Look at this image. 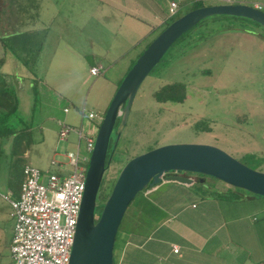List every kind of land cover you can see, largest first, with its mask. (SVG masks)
Segmentation results:
<instances>
[{
    "label": "rangeland",
    "instance_id": "1",
    "mask_svg": "<svg viewBox=\"0 0 264 264\" xmlns=\"http://www.w3.org/2000/svg\"><path fill=\"white\" fill-rule=\"evenodd\" d=\"M24 1L25 3H22L27 5H23V8L28 12L13 15L14 23L21 18L29 19L28 22L37 20L38 15L29 12L30 1ZM58 1L62 3L61 0ZM49 2V0L43 2L45 9L54 5ZM29 6L32 11L35 9V6ZM190 9L188 7L178 11L173 19L181 18L190 12ZM17 23L20 25L22 22ZM32 26L33 22L30 24V27ZM245 26L264 34L263 28L241 24L232 19L204 21L190 31L183 41L175 43L165 55L163 62L161 61L150 73L135 98L124 129L120 132L116 127L113 132L112 143L116 144L117 148L105 175L104 188L98 195L97 210L103 207L110 197L121 171L130 160L164 145L214 146L248 167L264 172V38L251 35V38L243 40L236 35L237 31L225 30L228 27ZM162 30L155 37L160 35ZM230 32L232 35L228 36ZM35 36L34 40H42L39 32ZM37 47L40 46L32 44L28 51L26 48L25 52L17 51L16 55L26 63L30 62L29 66L35 65L38 59L35 52ZM22 48L24 49V46ZM87 62L92 65V58H87ZM44 67L47 69L50 65H44L42 68ZM58 67L59 64L54 61L52 69L59 70L61 75L63 69ZM205 70L211 73L204 72ZM33 73L38 76H32ZM39 74L40 70L36 71L31 67L27 74L25 73V77L31 83L34 81V84H37L36 80L48 81L53 90L57 89L62 93L63 101L53 106L52 98H55V94L39 93L42 85L38 82L35 90L38 91V99L34 102L32 92L34 84L31 86V83H27V86L31 87L22 95L20 114L25 126L23 128L25 129L27 125L29 131L23 130L20 144L15 146L14 151L19 154L17 158L23 161L13 164V169L21 173L27 165H33L44 173L56 172L59 170L56 163H62L67 174L71 170L67 154L76 153L78 150L76 132L84 126L82 125L84 112L100 110L97 104L104 105L110 95V89L113 88L104 80L113 81L117 76L115 73V77L112 74L90 77L87 71L69 77H44ZM15 77L21 82L23 76L16 74ZM8 82L10 84L11 79H8ZM166 85L185 86L186 90L181 91L184 101L158 102L154 94ZM66 105L72 106L67 119H64L66 115L63 109ZM83 107L85 109L80 110ZM106 112L101 115L102 119L105 118ZM87 120L83 119L84 124ZM61 122L73 128L66 141L60 140ZM13 146V137L0 146L3 152L0 157V194L12 192L10 183H13V188H18L16 178H9L8 174ZM206 178L214 187H227L219 180ZM206 178L200 176L199 183L202 184ZM130 210L128 209L126 214H129ZM10 213L9 204L0 196V264L12 262L14 220ZM118 241L119 237L116 240L115 251L118 248ZM116 254L117 252L114 253L115 260Z\"/></svg>",
    "mask_w": 264,
    "mask_h": 264
},
{
    "label": "crops",
    "instance_id": "2",
    "mask_svg": "<svg viewBox=\"0 0 264 264\" xmlns=\"http://www.w3.org/2000/svg\"><path fill=\"white\" fill-rule=\"evenodd\" d=\"M29 1V12L38 15L37 20L28 22L29 19L21 18L14 23L13 15L28 12L23 8L27 4L24 0H0V74L10 79L16 74L23 76L21 82L16 81L20 110L22 95L34 84L25 77L31 67L40 70L39 76L44 77H69L82 71L91 77L92 68L103 67L102 77L107 74L115 77V73L117 77L113 81L104 80L113 87L110 95L104 105L97 104L98 112L89 111L100 118L133 63L174 18L170 16L172 2L178 4L179 12L197 2L205 6L228 4L227 0H61L62 3L49 0L54 5L45 9L42 5L45 0ZM235 4L264 11V0H237ZM29 5L35 9L32 11ZM18 21L22 23L19 25ZM38 32L41 41L33 39ZM237 33L243 40L252 37L245 32ZM5 44L15 46L16 52H25L26 48L28 51L32 44L39 45L35 50L37 62L27 65ZM89 57L92 65L87 62ZM54 61L59 64L58 69H63L61 75L59 70L52 69ZM48 64L49 68H42ZM38 82L42 85L39 93L55 94L53 106L63 101L62 93L53 90L48 81L36 80L34 89ZM32 92L35 102L37 97ZM71 106L64 107V119ZM83 119L82 116L83 127L92 132L94 124L100 121L87 120L84 124ZM56 165L64 171L62 163ZM188 176L200 181V176ZM206 180L199 186L163 181L144 192L124 217L115 264H264V197L237 192L228 185L214 187ZM175 248L179 253H175Z\"/></svg>",
    "mask_w": 264,
    "mask_h": 264
},
{
    "label": "water",
    "instance_id": "3",
    "mask_svg": "<svg viewBox=\"0 0 264 264\" xmlns=\"http://www.w3.org/2000/svg\"><path fill=\"white\" fill-rule=\"evenodd\" d=\"M216 15L247 18L264 28V11L257 7L245 4L206 6L177 19L141 54L114 95L99 128L87 172L70 264H115L116 240L129 207L149 186H157L163 181L199 186L200 183L188 175L211 177L230 187L264 197V172L248 167L214 146L170 144L130 160L101 212L97 210L98 195L108 170V151L118 119L123 115L119 128L122 132L135 98L150 73L182 36Z\"/></svg>",
    "mask_w": 264,
    "mask_h": 264
},
{
    "label": "built area",
    "instance_id": "4",
    "mask_svg": "<svg viewBox=\"0 0 264 264\" xmlns=\"http://www.w3.org/2000/svg\"><path fill=\"white\" fill-rule=\"evenodd\" d=\"M236 1L227 0L228 4H235ZM177 13L178 4L172 2L170 16L175 17ZM103 73V67L91 69L93 77ZM68 111L65 109L66 113ZM83 118H99L100 121L94 124L93 132L83 126L76 132L78 150L67 154L71 168L69 173L61 169L44 173L33 165H27L20 196L14 197L12 192L0 194L9 204L10 215L14 220L10 264H70L86 190L87 172L103 122L102 118L92 112H84ZM60 127V140L66 141L73 128L62 122ZM179 251L175 248V253Z\"/></svg>",
    "mask_w": 264,
    "mask_h": 264
},
{
    "label": "trees",
    "instance_id": "5",
    "mask_svg": "<svg viewBox=\"0 0 264 264\" xmlns=\"http://www.w3.org/2000/svg\"><path fill=\"white\" fill-rule=\"evenodd\" d=\"M203 7H206V6L203 3L197 2L193 5V7L190 9V11H193V10H196L199 8H203ZM0 15H1V10H0ZM177 19H179V18H177ZM177 19L172 18L170 21H168L166 23L164 28L166 29L168 26H170ZM210 19H213V20L232 19L234 21L241 22V24H245V25L250 24V25H253L255 27L263 28L260 24L254 22L250 19H247V18L232 17V16H226V15H216V16L207 18L204 21H207ZM204 21L199 23L196 27H199ZM196 27H194V28H196ZM165 29H163L162 32ZM192 30H190V31H192ZM225 30H227V31H241V32L248 33L250 35H256V36H259L260 38H264V34H261L256 29H251L248 26L233 27V28L228 27V28H225ZM190 31L188 33H186L184 36H182L176 43H180L181 41H183L186 38V36L190 33ZM18 40L21 41L20 39H18ZM149 45L150 44H148V46ZM148 46H147V48H148ZM5 47L6 48L8 47L9 50L11 49L12 51H14L13 53L16 52V50L14 49V48H16L15 46L13 48V47L5 44ZM163 60H164V58L162 59V62H163ZM25 63H26V61H25ZM29 63L30 62H28L26 64L28 65ZM135 63H136V61L133 63V66L135 65ZM8 79H10V78L3 77L0 74V146L4 142H6V140L13 137V139H14V146L13 147L14 148H13V150H12L13 152L11 154V163L8 164V170H9L8 174H9V178H13V177L16 178L15 181L18 182V184H17L18 188L17 189L13 188V183H10L9 185H11L12 192L14 193L13 196L19 197L20 192H21V188H22V183L24 181V171H21V173L16 172V170L13 169V164H19L23 160L20 158H17L19 154H18V152L14 151V150H15V146L17 144H20L19 143V140L21 139L20 135L23 133V130L29 131V129L27 128V125H26L25 129L23 128L25 126L23 125V122H22L23 118L21 117V114H20V112H21L20 111V96L18 94L19 85L16 83V81H19V80H17L16 78H11L12 82L9 84ZM22 85H23V83H22ZM35 90H36V88L34 89V91ZM184 90H186V88L183 85H174V86L166 85V86L162 87L159 91H157L154 94V97L158 102H161V103H164L167 101L180 103V102H183L185 99L181 95L182 94L181 91H184ZM37 93H38V91H35V94H36L35 96L38 99ZM122 119H123V115H121V117L118 119V122L116 125L117 129L120 128V126L122 124ZM116 148H117L116 144L112 143V140H111V144H110V148H109L108 156H107V168H109L110 164L112 163L113 155H114ZM0 152H1V154H0V157H1L3 155V152L1 151V149H0ZM25 153H26V151L24 150L23 154H25ZM15 158H16V160L14 161L13 159H15ZM104 185H105V179L103 181L101 189L104 188ZM151 187L152 186H149L146 190H144V192H146ZM231 188L237 192L243 191V190L236 189L233 187H231ZM144 192L139 194L136 197V199L132 202L131 205H133L139 197H142ZM253 196L262 197V196L254 195V194H253ZM102 208L103 207H100L98 212H101ZM118 237H119V233H118L117 238Z\"/></svg>",
    "mask_w": 264,
    "mask_h": 264
}]
</instances>
